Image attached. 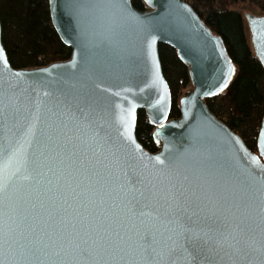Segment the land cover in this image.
<instances>
[{"label": "water", "instance_id": "1", "mask_svg": "<svg viewBox=\"0 0 264 264\" xmlns=\"http://www.w3.org/2000/svg\"><path fill=\"white\" fill-rule=\"evenodd\" d=\"M144 1L148 9L141 11L132 0H103L102 7L92 10H77L72 0H49L53 24L72 55L30 69L10 64L0 21V47L8 61L5 67L0 60V177L9 180L10 192L14 187L13 199L36 205L28 212L40 220L37 227H43L46 218L40 204L53 211L48 199L52 197L59 206L54 220L108 229L110 239L124 247L125 264H264V191L253 195L242 182L251 173L257 177L256 186L264 188L258 178L264 153L260 147L258 153L250 150L205 102L228 88L235 64L222 37L188 2ZM244 17L264 65V14ZM161 43L176 49L192 82L176 118L170 116L172 94L161 66ZM230 66L235 71L226 80ZM17 72L24 75H14ZM140 109L155 127L154 138L161 145L155 153L136 137ZM125 125H130L127 133L146 157H178L177 180L195 190L198 199L176 210L159 197L140 198L149 182L159 187V170L126 142ZM262 130L264 118L258 145L264 142ZM245 149L259 157V168L249 163ZM33 169L42 175L36 177ZM28 174L35 179L23 180ZM70 174L81 193L76 200L67 197L71 207L57 195V186H66ZM49 188L53 191L46 192ZM81 202L90 213L83 221L74 211ZM79 210L83 215L84 209ZM145 230L157 240L172 236L176 243L157 244L155 251L144 253L137 233ZM185 233L199 238L201 254L185 244ZM89 250L92 264H110L109 257L98 256L94 246L89 245Z\"/></svg>", "mask_w": 264, "mask_h": 264}, {"label": "trees", "instance_id": "2", "mask_svg": "<svg viewBox=\"0 0 264 264\" xmlns=\"http://www.w3.org/2000/svg\"><path fill=\"white\" fill-rule=\"evenodd\" d=\"M202 20L220 35L235 64L228 88L205 98L213 114L226 123L253 152H259L258 136L264 118V65L249 43L245 17L235 7L248 4L264 14V0H185ZM138 10H147L144 0H132ZM2 43L15 69L42 67L71 57L72 48L60 38L51 17L49 0H0ZM164 76L172 94L170 116L180 117V100L192 88L188 66L175 48L159 44ZM185 91V92H184ZM145 109L138 111L136 137L151 153L161 145Z\"/></svg>", "mask_w": 264, "mask_h": 264}, {"label": "snow or ice", "instance_id": "3", "mask_svg": "<svg viewBox=\"0 0 264 264\" xmlns=\"http://www.w3.org/2000/svg\"><path fill=\"white\" fill-rule=\"evenodd\" d=\"M102 5L103 0H72L71 6L77 10H92L102 7ZM0 60L3 61L5 67L8 66L6 54L2 47H0ZM73 67H75V64H73ZM234 71L235 69L230 66L228 68L229 76L225 79L230 78V74ZM14 75L22 76L24 74L17 72ZM223 86L227 87V82ZM96 87L102 91L105 90L99 84ZM106 91L111 92L112 89L108 88ZM126 91H131V89H126ZM209 94L211 95L213 93ZM116 95H119V93H116ZM2 97L3 92H0V100H2ZM2 115L3 113L0 111V116ZM129 126L125 125V133H127ZM261 136L264 137V130L261 131ZM123 138L126 142L134 145L135 151L139 152L142 159L146 158L152 163L153 168L159 170V174L156 177L159 187H157V184L149 182L147 191L139 194L141 199L148 196L159 197L165 202L170 203V207H174L176 210L186 209L192 199H198L195 190H189L182 183L178 182L177 177L180 176V160L176 155L168 158H162L160 155L146 157L130 133H127ZM236 143L239 144L240 141L237 139ZM258 146L261 152L264 153V142H261ZM29 147H31V142H29ZM244 151L250 158L249 163L252 167L259 168V157L247 153L246 149ZM33 171L36 177L42 175L37 169H33ZM258 178L264 181V169L261 170ZM22 179L32 180L35 177L28 174L23 176ZM187 179L188 177L185 175L183 180ZM256 180L257 177L249 173L242 181L245 188L252 192L253 195L264 191V188L256 186ZM77 187H79V182L74 179V174L69 175L66 186H57V195L63 201V204L68 205V196L76 200L81 195V193L76 191ZM14 191L15 189L13 187L12 192ZM50 191H53V189H46V192ZM12 192L9 190V180L0 177V264H92L89 245L94 246V251L98 256L100 254L107 255L110 264H125L122 254L124 247L116 245L110 239L112 234L108 229L84 227L83 224L77 227L75 223H58V221L53 219V214L59 206L52 197H48V199L51 202L50 207L54 206L53 211L45 209L44 203L40 204L41 209H44L46 212V218L43 220V227H37L40 224V220H37L28 212L29 207L34 209L36 205L20 197L13 199ZM134 200L135 197L129 199L127 204L131 205ZM101 203H103L102 200ZM68 206L71 207V205ZM81 208L84 209L83 215L79 210ZM87 208L88 205L81 202L74 209L76 216L80 217L82 221L90 215ZM128 210L129 212L133 211L131 207ZM64 211L66 212L67 209H64ZM139 215H144V213H140ZM137 236L140 240L138 247L144 253L155 251L157 244L166 245L168 242L176 243L172 236L161 235L160 239L157 240L155 235L148 230H145L143 234L137 233ZM184 240L186 245L194 248L197 255L202 253L203 244L199 243L198 237L185 233ZM127 246L125 244V247ZM77 256L82 259L77 260L75 258ZM42 257L46 259H42ZM83 258L88 259L85 260Z\"/></svg>", "mask_w": 264, "mask_h": 264}, {"label": "rangeland", "instance_id": "4", "mask_svg": "<svg viewBox=\"0 0 264 264\" xmlns=\"http://www.w3.org/2000/svg\"><path fill=\"white\" fill-rule=\"evenodd\" d=\"M235 8L238 9L243 14V16H245L246 13L263 15L258 9L248 4H240V5H237ZM245 23H246V32H247L249 43L253 46L252 39H251V31H250V28H249V25L246 19H245ZM189 90H190V87L186 89L185 91H189Z\"/></svg>", "mask_w": 264, "mask_h": 264}]
</instances>
